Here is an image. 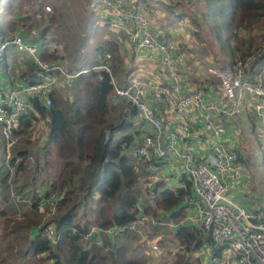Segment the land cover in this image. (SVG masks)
<instances>
[{
  "label": "built area",
  "instance_id": "obj_1",
  "mask_svg": "<svg viewBox=\"0 0 264 264\" xmlns=\"http://www.w3.org/2000/svg\"><path fill=\"white\" fill-rule=\"evenodd\" d=\"M160 1L177 13L195 11L191 0ZM89 7L100 12L96 24L103 23L110 30L121 32L135 51H142L147 56L154 52V61L163 71L162 79L154 81L133 76L116 85L110 74L107 52L89 66L69 68L58 61L41 59L40 52L48 54V46L40 43L37 50L34 45H28L27 42L32 41L17 34L5 36L0 29V61L5 60V50L14 47L27 54L31 66L30 74L22 78L11 76L14 79L11 83L8 77H4V87L0 86V141L3 148L9 150L20 121L36 115L35 101L49 107L51 95L61 84L67 86V81L92 70L104 71L112 85L111 98L123 99L149 128L144 131L146 133L136 136L134 145L126 152L128 156L145 160L144 163L149 164V174L148 182L140 187L142 190L134 192L130 220L106 226L91 225L86 235L94 232L96 243L108 236L118 239L136 237L137 249L151 255L159 251L160 244L154 235H149L150 231L164 227L174 232L179 226L192 227L209 238L208 242L193 250L194 256L207 258L221 247V254L231 257L237 264H264V205L257 210H248L226 196L225 174L230 173L234 180L238 179L244 175L247 166L241 154L224 139L225 120L245 113L253 122L255 137L262 139L264 144V50L241 58L236 54L233 61L218 62L214 69L208 68L216 82L212 84L214 95L206 97L201 86L190 90L185 88L180 69L186 66L187 50L166 30L152 24L145 4L134 0H90ZM160 93L162 102L174 109L175 129L164 128L162 118L148 102L154 101ZM177 128L185 132L189 147L179 149ZM162 135L165 136L163 144ZM131 149L132 154H128ZM167 153H173L180 161L189 178L190 189L180 204L181 216L172 219L159 215L154 218L145 213L144 203L146 197L156 195L159 188L154 186L155 181L166 180L152 172L167 161ZM183 186L180 182L167 185L172 188ZM58 196L53 192L47 198V213L54 212ZM158 211L162 213L161 209ZM147 222L149 227L145 228ZM42 234L52 242L58 236L50 224L42 226ZM226 249L231 255L225 252ZM206 251L210 252L208 256Z\"/></svg>",
  "mask_w": 264,
  "mask_h": 264
},
{
  "label": "trees",
  "instance_id": "obj_2",
  "mask_svg": "<svg viewBox=\"0 0 264 264\" xmlns=\"http://www.w3.org/2000/svg\"><path fill=\"white\" fill-rule=\"evenodd\" d=\"M262 15L264 0H217L209 18L210 26L213 27L212 36L220 42L218 44L220 49L224 50V44L227 45L230 35L234 34L231 30L232 25L243 27L244 24L257 20ZM43 18L46 19L45 16ZM40 36L33 37L30 41L42 43L44 32H41ZM104 52L109 53L110 74L112 71L114 83L119 85L116 77L120 60L115 41L107 39L103 45L95 46L91 54L93 59L91 64ZM48 56L50 57L44 51L40 52L42 60H47ZM30 71L31 66L28 63L17 77L22 78L30 74ZM6 77L10 79V83L14 81L11 73ZM68 88L70 90L68 102L59 98L56 92L51 95L49 107L35 101L38 115L49 117V129L45 137L55 144V155L61 161L56 180L49 184L51 187L46 189L43 195L48 197L50 195L48 191L53 189L57 190L54 192L55 195L59 194L54 214L52 213V217L46 221L51 223L58 236L55 242L50 241L42 234V225L38 224V219L28 218L25 220L27 224L24 226L25 233L21 239L25 244L19 247V253L12 258L22 264L31 254L44 253L43 256L40 255L41 259H48L49 264H143V259L138 257L139 254L134 253V250L140 252L135 245L136 237L126 238L132 241L127 245L125 239L118 240L114 238L115 236L102 238L96 243L94 232L86 235L91 225L120 224L133 217L131 210L134 199L133 184L136 180L135 170L138 169L124 152L134 145L136 139L137 133H132L133 122L128 120V117L136 115L139 120L137 111L126 104L127 110L123 112L120 110L122 106L112 104L116 101H110L112 85L104 71L92 70L79 74L70 80ZM115 110L116 114L109 118V113ZM34 119L32 116L21 120L20 128L14 134H21ZM118 135L119 138L116 137ZM15 154L16 156H11L8 164L14 166V172H21L29 166L28 157L24 150ZM36 164L35 159L33 167H36ZM1 177L0 184L6 182L8 171ZM179 182L184 186L159 188L154 196L152 208H146L153 215L161 216H164L169 208H174L167 216L171 218L181 216L183 212L180 204L189 192L190 181L181 173ZM157 184L155 182L154 186L157 187ZM25 186L26 183L20 187L22 191L28 190L23 189ZM120 188L122 192L117 195ZM34 196L31 206L38 207L40 196ZM158 209H161L162 213ZM4 212L0 203V217ZM154 236L161 245L163 238L159 235ZM167 239L174 241L178 248L172 264H190L186 257L194 256L193 250L209 241V238L198 229L184 226L176 227L171 237L167 235ZM156 253L158 252L151 256ZM221 255V247H218L211 253L212 262ZM195 258L199 263L200 258L196 256Z\"/></svg>",
  "mask_w": 264,
  "mask_h": 264
},
{
  "label": "rangeland",
  "instance_id": "obj_3",
  "mask_svg": "<svg viewBox=\"0 0 264 264\" xmlns=\"http://www.w3.org/2000/svg\"><path fill=\"white\" fill-rule=\"evenodd\" d=\"M134 1L145 4L150 18L154 15V17H158L160 22L165 23L167 21L165 24L175 30L173 32H177L172 34L174 37L176 35L175 38L186 48L191 57L198 62L196 67L204 75L208 74L206 70L208 67L214 69V65L211 63L216 59L225 60L221 62H231L236 54L241 58L250 56L258 50H264V15L257 20L244 24L243 27L232 25L231 30L234 34L230 35L229 42H227V45L224 44V50H221L220 45H218L220 42L212 36L213 27L210 26L211 20L209 19L217 0H195V11L192 15L184 14L183 12L176 13L173 8L169 5L167 7L160 0ZM89 2L90 0H0V27L5 36L17 34L27 41L33 37H41L40 33L44 32L42 45L48 46L50 49L49 54H46L50 55V57L48 56L49 58L47 57L48 59L45 61H58L69 68L86 67L93 60L91 54L95 46L103 45V42L107 39L118 42L117 37L121 39L123 37L127 41V38L121 32L117 34L116 30H109L103 23L96 25L100 12L92 10L89 7ZM45 8H48V10ZM167 11L170 14H167ZM44 16L46 19L43 18ZM167 25L161 27L164 28ZM17 27L19 30H17ZM43 28H45L44 31ZM224 34L225 32H223L222 36ZM27 43L31 46L34 45L37 50L39 49L40 42ZM143 54L145 55V53ZM151 54L154 57V52ZM117 55L120 60V64L118 62L119 72L117 75L119 76L118 82L121 84L126 67H124L123 60H121L122 57L119 55V50ZM210 55L212 56L211 61L209 60ZM29 61L30 59L24 51H17L14 47L7 48L5 50V60L2 59L0 61L1 88L4 87L2 82L6 75L11 73V76L16 77L20 73L21 67L30 63ZM121 67L122 70L120 71ZM154 69L155 71L158 70L161 73V77H163V71L159 65L155 64ZM216 72L217 69L215 70ZM112 76L114 75L112 74ZM209 80L212 84L216 82V77L213 73L210 74ZM69 82L70 80L67 81V84ZM198 84L200 85V83ZM61 85L56 88L55 94L64 102H68L70 90L64 84ZM126 104L124 101L120 105L122 106L120 110H127ZM114 113L116 114V112L109 113V118H112ZM34 118L26 130L13 136L8 151L4 149L5 147L3 148V143L0 141V179L8 171L6 182L0 184V203L5 211L0 217V264H20L12 256L17 255L19 247L25 244L21 239L24 237L26 219L37 218L38 224L40 223L42 226L48 223L51 224L50 222L46 223V221L52 217V214L47 213V210L45 211V203L49 196L43 197V195L45 190L51 187H49V184L51 185L56 180L61 168V161L55 155V144L48 141L45 137L49 129V117L40 116L36 112ZM136 129L139 130L137 135L146 133L141 128ZM126 132L129 133L130 130H126ZM177 133L178 137H180L179 149L183 148L184 145L187 146V139L182 140V137H185V132L179 129ZM249 135L250 139L254 141V145H257V154L251 158L252 160L249 163L244 158V163L250 167L251 178L256 186L260 184L262 187H257V189L246 187L242 191L243 194H239L235 190L231 192L230 189L234 187L238 180H234L230 173H226L228 188L225 190V194L248 210H257L264 205V144L258 141L255 134L251 133ZM116 137L119 138L120 136ZM164 141L165 136L162 135L161 143L163 144ZM261 144H263V147ZM258 145L260 148H258ZM20 150L26 152L29 166H26L21 172H14V166H10L8 161L11 156H16L15 153ZM126 152L127 150L124 154L129 159H132L134 166L138 169L135 170L134 192L137 189L142 190L140 187L148 182L147 176L149 173L145 170L147 163H144L145 160H138L133 156L132 158L129 157ZM132 152L131 149L128 154H132ZM167 158L163 166H161L162 164L157 166L160 168L152 172L156 177L166 179L160 183L158 182V188H165L169 184H174L180 174L184 173L182 170L183 166H181L180 161L176 159L173 153H167ZM35 159L37 164L36 167H33ZM24 183L27 186L23 189H28L27 191H22L20 188ZM56 191V189H53L48 192L51 194ZM121 192L122 189L120 188L117 195ZM33 194L40 196L38 200V203H40L39 208L31 206L35 198ZM146 200V204L143 202L145 213L151 217L158 218L159 215H153L149 210L154 204V197H146ZM134 201L135 196L133 203ZM146 207H149V209ZM172 210L174 208H169L165 215L170 214ZM148 227L149 224L147 222L145 228ZM172 233V230L164 227L149 232L150 236L159 235L163 238L158 253L153 256L137 250L133 252L137 255L139 254L138 257L143 259V264H172L175 252L178 250L175 242L167 239V235L169 234L171 237ZM123 239L128 243L127 245L132 242L126 238ZM156 239L157 237H155ZM208 251H206V256L210 254ZM225 252L231 255L230 250L226 249ZM40 255L43 256L44 253ZM40 255L31 254L29 258H26L27 261L22 264H49V260L41 259ZM186 258L191 262L190 264H237L231 257L224 255L213 259V262H210L212 257L200 258L199 263H197L195 256L190 255L189 258Z\"/></svg>",
  "mask_w": 264,
  "mask_h": 264
},
{
  "label": "crops",
  "instance_id": "obj_4",
  "mask_svg": "<svg viewBox=\"0 0 264 264\" xmlns=\"http://www.w3.org/2000/svg\"><path fill=\"white\" fill-rule=\"evenodd\" d=\"M191 4H193L194 8H195V4L196 1L195 0H191ZM167 7L168 5L165 4ZM181 12H183L184 14H188V15H192L193 12L192 11H186V10H182ZM177 13V12H176ZM167 14H170L169 11H167ZM154 19L150 18L152 24L154 26H157L158 28H162L161 26H165L167 24V21L165 23L160 22V20H158V17H154V15H152ZM164 30H166L170 35L172 33H177V32H173L175 30L171 29V27H169L167 25V27L162 28ZM120 33L119 31H117V34ZM171 36L174 37V35L172 34ZM176 37V35H175ZM174 37V38H175ZM176 40H178L177 38H175ZM118 42L117 43V49L119 50V55L121 58V60H123L124 63V67H126L125 71H124V77H123V82L121 81V83L123 84L128 78L133 77V76H139L141 78H146V79H150V80H160L162 79L161 77V73L154 69L155 67V61H154V57L152 56H147L144 55V52H140L139 50L135 51V49L130 46V44L124 40V38L122 37L119 38L117 37ZM179 41V40H178ZM209 60H212V56H209ZM221 61H225V60H221V59H216L214 62H212L211 64L214 65L215 63L217 64L218 62ZM198 64V62L196 60H194V58L191 57L190 53L187 52V61H186V66L184 68L180 69V75L182 77V79L185 81L184 86L187 89H194L195 86H201L202 90H204V95L206 97H210L213 96V91H212V83H210L209 77H210V72L207 70L206 75H204V73H202V71H198L196 65ZM122 66V64H121ZM122 70V67L120 68V71ZM117 80H119V76L116 77ZM200 83V85L198 84ZM157 99V100H156ZM156 99L154 101H148L151 106L157 111V114L162 118V122L164 125V128H172L175 129V119H176V114L174 112V109L172 108V106H170L168 103H164L162 102V94H158L156 96ZM110 101H116L115 103L112 104H116V105H122L124 103L123 99L117 100L114 98H110ZM116 112V110H115ZM131 120L133 122L132 124V133L136 132L138 133L139 130H137L136 128H141L143 131H148L149 128L147 127V125L143 124L142 122H140L139 120H137L136 115H132L130 117H128V120ZM225 127H226V134L224 139H226V141L228 142V144H231L232 147H234L237 151H239L241 153V156L243 158H246V162H251V158H253L256 154H257V145L255 146L254 141L250 139V135L251 133L255 134L254 132V125L253 122L249 119V117L243 113L241 116L239 117H230L227 118L225 120L224 123ZM199 128V127H198ZM178 129V128H177ZM139 135V134H138ZM137 136V135H136ZM186 138L183 136L182 140H185ZM188 139L186 140V142L188 143ZM258 141L260 143H262V139H258ZM184 143V144H187ZM261 146L263 147V144H261ZM184 147H189V144L187 146L184 145ZM258 148L259 145H258ZM262 151V148H261ZM263 154H264V150H263ZM164 165V164H163ZM161 165V166H163ZM246 172L244 173V175L238 179V182L234 185V187L232 189H230V191H237L239 194H243L242 191H244V188L246 187H253L255 189L261 188L262 185L258 184L256 186V184L254 183V181L251 178V169L248 165ZM149 167V164L146 165V171L149 173V171L147 170ZM163 180H159V181H155L156 183H160ZM176 183H179V177L176 181ZM181 183V182H180ZM250 184V185H248ZM227 188H228V184H227ZM226 188V189H227ZM231 199V198H230ZM232 200V199H231ZM233 203H237L234 200H232ZM238 204V203H237ZM261 207V206H260ZM207 260V259H206ZM204 261V260H201ZM210 262H212V260H210ZM209 262V263H210Z\"/></svg>",
  "mask_w": 264,
  "mask_h": 264
},
{
  "label": "water",
  "instance_id": "obj_5",
  "mask_svg": "<svg viewBox=\"0 0 264 264\" xmlns=\"http://www.w3.org/2000/svg\"><path fill=\"white\" fill-rule=\"evenodd\" d=\"M42 139H44V138H42ZM41 142H42V140H41Z\"/></svg>",
  "mask_w": 264,
  "mask_h": 264
},
{
  "label": "clouds",
  "instance_id": "obj_6",
  "mask_svg": "<svg viewBox=\"0 0 264 264\" xmlns=\"http://www.w3.org/2000/svg\"><path fill=\"white\" fill-rule=\"evenodd\" d=\"M173 219V218H172Z\"/></svg>",
  "mask_w": 264,
  "mask_h": 264
}]
</instances>
